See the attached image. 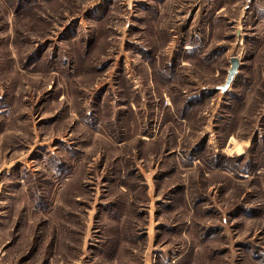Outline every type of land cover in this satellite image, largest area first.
<instances>
[{"label": "rangeland", "instance_id": "rangeland-1", "mask_svg": "<svg viewBox=\"0 0 264 264\" xmlns=\"http://www.w3.org/2000/svg\"><path fill=\"white\" fill-rule=\"evenodd\" d=\"M0 264H264V2L0 0Z\"/></svg>", "mask_w": 264, "mask_h": 264}, {"label": "water", "instance_id": "water-1", "mask_svg": "<svg viewBox=\"0 0 264 264\" xmlns=\"http://www.w3.org/2000/svg\"><path fill=\"white\" fill-rule=\"evenodd\" d=\"M229 64H230V67L227 71V76L225 78V81L220 86L221 92H224L232 84L235 76L238 73L239 67H240L239 59L234 56L229 59Z\"/></svg>", "mask_w": 264, "mask_h": 264}, {"label": "crops", "instance_id": "crops-1", "mask_svg": "<svg viewBox=\"0 0 264 264\" xmlns=\"http://www.w3.org/2000/svg\"><path fill=\"white\" fill-rule=\"evenodd\" d=\"M221 7H216L214 10H213V12H214V15H216V14H221V11H222V9H220Z\"/></svg>", "mask_w": 264, "mask_h": 264}, {"label": "built area", "instance_id": "built-area-1", "mask_svg": "<svg viewBox=\"0 0 264 264\" xmlns=\"http://www.w3.org/2000/svg\"><path fill=\"white\" fill-rule=\"evenodd\" d=\"M261 1H263V2H264V0H261Z\"/></svg>", "mask_w": 264, "mask_h": 264}]
</instances>
